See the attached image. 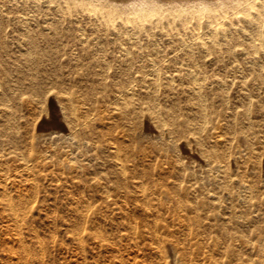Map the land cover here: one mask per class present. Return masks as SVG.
<instances>
[{
    "label": "rangeland",
    "instance_id": "rangeland-1",
    "mask_svg": "<svg viewBox=\"0 0 264 264\" xmlns=\"http://www.w3.org/2000/svg\"><path fill=\"white\" fill-rule=\"evenodd\" d=\"M37 2L33 11L38 17L46 12L54 18L48 32L38 34L43 52L39 73L54 77L60 88L73 94L79 111L95 113L96 131L111 129L121 145L130 147L135 181L141 183L146 196L135 192L130 182L126 184L129 193L123 188L104 192L98 183L101 180L95 179L91 169L76 174L41 166L29 173L18 155L6 153L0 157V264H264V122L254 125L258 112H264V60L256 68L261 77L248 80L247 90L233 84L224 89L223 95L214 94L212 105H208L211 98L207 97V119L200 117L196 99L189 97L180 80L136 82L134 98H128L129 105L122 109L126 114L115 112L113 104L109 107L95 102L108 90L112 78L98 79L85 74V69L82 75L69 73L75 67L79 70L81 64H69V59L56 51L53 39L66 28L74 32L81 28L86 34L102 32L104 23L77 4L67 7L61 2L60 10L54 1ZM15 3L18 5H12L11 11L21 2ZM145 25L146 30L136 28L137 38L145 40L148 36L162 47L171 43L165 35L167 24ZM71 43L72 48L78 47V43ZM227 59L224 56L228 67ZM258 86L263 87L259 94L255 89ZM240 91L250 95L249 104L240 100ZM138 99L145 101L143 111L157 104L153 110L164 124L160 132L151 135L134 126L129 130ZM93 102L94 110L90 109ZM29 103L28 98L19 104L9 102L15 115L22 116L16 124L20 148L43 156L48 154L44 149L63 153L62 136L56 133L60 128L48 126L33 131L38 110ZM235 106L243 113L237 125L233 124V115L229 116ZM153 122L159 127L157 117ZM241 125L245 127L242 132L238 129ZM180 143L194 152L190 163L183 158ZM209 150L226 165L225 175L200 162L199 157ZM218 186L234 192L238 221L211 215H223L225 206L198 212L173 204L162 206L158 194L153 193L155 188L175 193L179 190L180 194L184 193L182 189L205 193ZM115 200L118 203H113ZM17 255L29 261H21Z\"/></svg>",
    "mask_w": 264,
    "mask_h": 264
},
{
    "label": "bare ground",
    "instance_id": "bare-ground-1",
    "mask_svg": "<svg viewBox=\"0 0 264 264\" xmlns=\"http://www.w3.org/2000/svg\"><path fill=\"white\" fill-rule=\"evenodd\" d=\"M14 1L21 3L18 9L11 11L12 5H18ZM49 1H54L60 10L61 2L67 7L77 4L83 10L92 12L98 22L104 23L102 32L86 34L77 28L75 33L66 28L53 39L56 51L68 58L69 64H81L79 70L75 67L69 73L91 74L98 79L112 78L108 88L111 92L105 90L95 102L109 107L113 104L114 111L126 114L122 109L129 105V99L131 101L134 98L137 91L133 85L136 82L180 80L185 83L184 91L189 97L196 99L200 117L207 119L208 96L211 98L208 105L210 102L212 105L214 94L223 95L224 89L233 84L247 90L248 80L261 77L256 68L262 66L264 60V0ZM37 4V0H0V157L6 153L18 155L29 173L41 166L51 170L67 169L76 174L91 169L95 179L101 180L98 183L104 192L123 188L129 193L126 184L130 182L136 188L135 192L146 196L141 183L135 181L136 173L129 159L130 147L121 145L111 129L106 132L96 131L95 113L85 115L79 111L73 94L60 88L54 77L39 73L43 52L38 34L47 33L54 18L46 12L38 17L33 11ZM146 23L151 27L167 24L169 28L165 35L171 43L162 47L153 43L148 36L145 40L137 38V29L146 30ZM69 41L78 43V47L72 48L73 43ZM224 56L228 58V67ZM208 66L210 69H207ZM146 86L143 88L146 89ZM255 89L259 94L263 87ZM238 95L243 103L249 104L250 95L247 92L240 91ZM23 98H28L29 106L38 110L33 131L46 130L48 126L60 128V132L56 133L62 136L64 144L61 147L66 149L61 151L63 153L44 149L48 154L43 156L42 153L36 154L32 150L20 148L16 124L22 116L15 115L9 102L19 104ZM76 101L81 102L77 98ZM144 103L139 99L135 102L133 108L137 110L134 109V116L129 119V130L134 126L135 130L146 129L154 135L160 132L164 124L160 123L158 113L153 110L157 104L153 103V107L149 106L150 109L147 107L148 110L143 111ZM91 104L93 107L90 109L94 110V102ZM241 112L236 111V106L230 111L229 116L233 115L234 125L243 120ZM154 117H157L159 127L154 124ZM259 121L264 122V112H258L254 125H258ZM241 126H238L240 132L245 128ZM238 129L234 130L237 134ZM256 137L260 139V135ZM179 148L184 153L185 161L190 163L194 152L186 143H180ZM199 158L204 165L226 174V165L216 157L214 151L209 150ZM1 186L5 189L6 184L2 183ZM225 189L218 186L205 193L182 189L184 193L180 194L179 190L175 193L155 188L153 193L158 194L162 206L173 204L196 211L222 209L225 206L223 215H211L227 221H238L240 216L235 208L234 192ZM225 200H228L226 204ZM113 203L118 202L115 200ZM193 218L198 220L199 217ZM166 245L170 251L173 250L170 243Z\"/></svg>",
    "mask_w": 264,
    "mask_h": 264
}]
</instances>
